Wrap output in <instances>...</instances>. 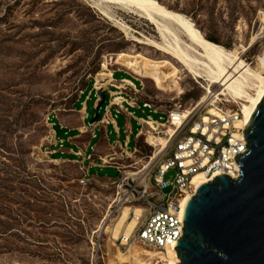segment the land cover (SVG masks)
<instances>
[{
  "label": "rangeland",
  "instance_id": "1",
  "mask_svg": "<svg viewBox=\"0 0 264 264\" xmlns=\"http://www.w3.org/2000/svg\"><path fill=\"white\" fill-rule=\"evenodd\" d=\"M159 1L196 23L218 44L230 50L237 48L239 56L248 58V64L254 61L250 66L264 76L259 59H264V0ZM109 4L110 9L101 6L106 10L102 12L97 0H0V264H164L159 262V252L140 244L130 246L131 252L123 254L121 245H128L136 220L129 219V205L111 209L118 191L111 180L121 171L113 165L92 166L89 175L94 180L82 183L81 163L77 158L56 157L50 143L53 122L60 136L75 134L68 129L65 134L58 118L67 127L74 125L81 116L77 109L80 101L89 99L85 123L92 127L89 123L97 97L94 86L106 81H99L106 76L101 72L111 75L112 70L120 69L115 73L117 81L131 78L138 87L139 80L143 82L139 98L162 112L144 108L141 101L140 108L135 109L137 118L150 116L166 124L169 111L193 108L206 96V78L183 71L177 60L132 40H158L151 22ZM119 23L127 24L130 31H122ZM121 52L171 61L172 66H164L171 77L169 89L151 75L118 64ZM104 63L107 69H103ZM173 67L182 72H174ZM179 88L182 94H178ZM211 88L220 92V98L224 96L221 84ZM224 97L233 102L230 96ZM203 105L198 115L211 108L203 109ZM104 110L105 104L100 113ZM118 123L119 135L112 126L105 133L96 126L88 151L93 152L103 135L111 145L117 140L123 143L127 134L122 115ZM139 127L137 120H132L130 152L136 148ZM142 127L144 132L149 130L146 123ZM159 130L163 133L157 136L168 140L164 128ZM85 140L82 137L80 144ZM156 150L140 135L137 151L117 162L125 165L123 172L144 165L150 168L153 160L150 162L149 157ZM175 173L169 171L166 179L173 181ZM171 190L169 185L164 192ZM106 223L109 229L104 231Z\"/></svg>",
  "mask_w": 264,
  "mask_h": 264
},
{
  "label": "built area",
  "instance_id": "2",
  "mask_svg": "<svg viewBox=\"0 0 264 264\" xmlns=\"http://www.w3.org/2000/svg\"><path fill=\"white\" fill-rule=\"evenodd\" d=\"M244 60L247 62L248 58L245 57ZM253 63L252 60L249 62L250 65ZM129 86L137 93L133 85ZM98 89L99 87L95 85L94 90ZM118 90L120 92L111 95L109 101L106 99L105 113L100 114L97 123H108L107 112L115 101L117 106L127 101L123 91ZM205 90L206 101L202 108L213 107V113H209L208 110L205 114L198 115L197 109L191 116L184 118L178 128L174 123V112L180 110L169 111L166 121L176 127L177 133L171 137L164 131L169 139V146L161 152L152 168L134 175L122 171L118 178L111 180V184H116L118 188L116 205L120 206L121 203L122 207L131 206L129 219L136 220L127 240L128 246L138 242L150 248L174 249L173 244L181 237L180 229L184 227L182 220L184 202L197 191L193 183L196 174H205L209 180L220 174L232 178L240 174L241 169L235 158L237 154L247 150L243 135L245 124H241L243 119L241 106L223 97L221 99L219 91L215 89ZM97 98L100 99L98 96ZM129 100L135 104L133 97ZM144 106L151 108L149 103ZM150 121L156 125L154 131L157 135L163 133L159 130L162 122L149 117L145 123ZM88 159L91 160V156ZM101 162L102 165L116 166L119 170H123L122 167L125 166L120 165L113 157L102 159ZM80 169L83 172L82 183L88 184L94 180V177L89 175L91 166L81 163ZM171 170L176 172L173 181L166 179V174ZM169 185L172 186V190L164 192ZM137 210H140L139 214H136Z\"/></svg>",
  "mask_w": 264,
  "mask_h": 264
},
{
  "label": "bare ground",
  "instance_id": "3",
  "mask_svg": "<svg viewBox=\"0 0 264 264\" xmlns=\"http://www.w3.org/2000/svg\"><path fill=\"white\" fill-rule=\"evenodd\" d=\"M97 1L100 8H102L101 6L105 5L106 8L110 9L111 5L109 3H115L122 8L128 9L130 12L138 13L143 18L151 22L158 33V40L149 37H146L145 40L134 37L135 39L132 40L154 47L163 54L177 60L184 67L183 71H187L196 75L197 77L206 78L209 81V84L206 87L208 91H211L213 84H221V86L224 87L222 91L223 95L228 97L230 96L233 99V102L241 106L243 114L241 124L246 125L250 114L255 109L260 98L264 94V76H261V74L257 73L258 71H255L250 66V64L246 63V61L239 56V51L237 48L230 50L220 44L210 41L189 18L183 14L168 9L157 0ZM103 10L105 9L102 8V12ZM126 25L125 23H119L121 30L128 33L130 31V27ZM261 29V33L264 34V25ZM262 58L259 57L261 63L264 66V59ZM116 62L141 75L153 76L161 85L164 86V88L169 89L170 87L171 77H169L168 72L165 71L166 69H164V66L167 64L172 66V63L167 59H154L144 54L121 52ZM103 68L107 69L106 63L103 64ZM173 68L174 72L176 73L182 72V70L178 69L177 67ZM100 75H102V73H100ZM175 76L179 78L177 74ZM259 86L260 88H258ZM182 93L183 91L179 88L178 94ZM226 100L229 101L228 99ZM205 101L206 96L202 97L195 107L174 112L175 126L178 125L179 128L181 126L182 120L191 116L202 104L205 103ZM208 112L213 113L214 108L211 107ZM146 124L148 125L149 130L145 131L144 136L152 147L157 148L151 159L149 158L150 162L153 160V166L160 157L161 152H163V150L169 146V139L163 140L162 137L157 136V133L154 131L156 125L152 121ZM160 126L163 127L165 132H167V134H169L171 137H174L177 133V129L172 123H162ZM152 166L150 168H146L144 165L142 168H139L140 171H137L138 168H135V171L127 172L130 175H134L138 172L148 171L152 168ZM208 181L209 178L205 174L198 173L194 177L193 183L195 187L198 188L200 185ZM187 200L188 198H186L184 205ZM117 202L118 199L115 198L111 204V209L115 207ZM119 205L121 206L122 204L120 203ZM108 229L109 225L106 223L104 226V231H107ZM138 244L144 246L138 242L134 243L133 245L139 246ZM121 246L124 247L123 254H128L131 252L128 249L130 246ZM151 249L160 253L158 255L159 262H163L164 264H175L181 261V259L177 257L175 249L170 247L166 250L159 248ZM146 254L152 256L155 255V253L151 252H146ZM119 260L120 256L118 261Z\"/></svg>",
  "mask_w": 264,
  "mask_h": 264
},
{
  "label": "water",
  "instance_id": "4",
  "mask_svg": "<svg viewBox=\"0 0 264 264\" xmlns=\"http://www.w3.org/2000/svg\"><path fill=\"white\" fill-rule=\"evenodd\" d=\"M94 124L107 99L103 88ZM247 150L236 155L237 178L215 176L197 188L183 208L175 264H264V94L243 129Z\"/></svg>",
  "mask_w": 264,
  "mask_h": 264
},
{
  "label": "crops",
  "instance_id": "5",
  "mask_svg": "<svg viewBox=\"0 0 264 264\" xmlns=\"http://www.w3.org/2000/svg\"><path fill=\"white\" fill-rule=\"evenodd\" d=\"M117 71H120V69L112 70V74L109 75V73L101 72L102 74H105L106 76L101 78L99 81L106 80L105 83H102L100 85H96L99 88H103L109 95L107 96V100L109 101L111 95H115L116 93L123 91L125 98L127 99L124 103H119V106L116 105V101L112 104L109 111L107 112V118L108 123L106 124H100V123H89L92 127L89 128L87 124L85 123L87 116H88V107L87 102L89 99L83 101H80V105L78 110L79 114L81 115L79 120H75V124L67 127L63 125L59 120V125L61 130H72L75 131V134L73 136H69L68 138H64L63 136L59 135V131L56 129L55 123L53 122V136L52 140L50 141L51 147L53 149L54 155L56 157H70V158H77L76 161L83 163L88 166H99V167H105L107 165H102V159H106L108 157H113L116 160L121 159L122 161L128 157H131L138 148V139L140 135H144L142 124H144L148 118H137L135 109L140 108V102H143L144 108H150L145 107L144 104L149 103L151 104V108L154 112H162L159 111L150 101L143 100L139 98L140 92L143 89V82L139 80L137 77H135L131 72L124 70L125 72L131 73L135 80L140 81L141 87H138L135 83V81L131 78L124 77L120 81L116 80L115 73ZM122 81H126V83H122ZM130 85L134 86V89L137 90V93L133 92V88H131ZM113 88V89H111ZM97 96V95H96ZM128 97V98H127ZM133 97V100H135V104L133 102H130L129 98ZM98 98H95V105L97 106ZM82 106V107H81ZM114 110V113L112 112ZM105 113V110L103 114ZM101 114V113H100ZM101 114V115H103ZM124 117V127L126 132V139L123 143L119 142L118 140L115 141L113 145H111L108 141V138L106 135H103L100 142L93 148V152L90 153L88 151V148L91 149V140L96 136L94 128L96 126H100L102 130H107L108 126H112L115 130V132L119 135L120 132V126L118 123L119 116ZM94 117V115H93ZM132 120H137V123L140 125L138 132L135 134L136 137V148L134 152H130L129 150V140H130V134L132 133ZM152 120H155L152 118ZM67 131H65L66 134ZM82 137H85V143L84 145L80 144V140ZM101 148V151H100ZM91 156V160L88 159V157ZM99 161V163H95L94 161ZM116 167V166H115ZM117 168V167H116ZM118 169V168H117ZM122 172V170H120ZM94 177V176H93ZM95 178V177H94Z\"/></svg>",
  "mask_w": 264,
  "mask_h": 264
},
{
  "label": "trees",
  "instance_id": "6",
  "mask_svg": "<svg viewBox=\"0 0 264 264\" xmlns=\"http://www.w3.org/2000/svg\"><path fill=\"white\" fill-rule=\"evenodd\" d=\"M159 1V0H158ZM160 2V1H159ZM161 3V2H160ZM196 24V23H195ZM197 25V24H196ZM199 28V27H198ZM200 29V28H199ZM201 30V29H200ZM202 31V30H201ZM202 33H203V31H202ZM204 34V33H203ZM204 36L207 38V39H209L210 41H212V42H214V43H217L215 40H213L212 38H210V37H207L205 34H204ZM218 44V43H217ZM221 45V44H220ZM80 105V104H79Z\"/></svg>",
  "mask_w": 264,
  "mask_h": 264
}]
</instances>
